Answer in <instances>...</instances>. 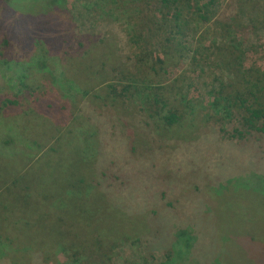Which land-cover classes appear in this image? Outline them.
Instances as JSON below:
<instances>
[{
	"label": "trees",
	"instance_id": "16d2710c",
	"mask_svg": "<svg viewBox=\"0 0 264 264\" xmlns=\"http://www.w3.org/2000/svg\"><path fill=\"white\" fill-rule=\"evenodd\" d=\"M153 1L159 4V0ZM0 2L5 8L11 7L15 15L8 25L5 22L11 16L0 25L5 42L0 53L3 61L11 64L15 59L14 63L20 65L22 61L15 58V51L21 47L24 53L32 52L23 65L44 72L58 71L65 84L74 87L61 66H52L68 64L77 70L86 62L84 57L91 54V44L97 47L102 39L96 42L93 36L75 31V20L65 0H31L34 6L29 17L17 12L23 0ZM161 2L169 12L165 13V26L171 30L165 39L168 45H162L164 61H155L153 54L141 47V40L147 41V37L140 32L134 36L130 51L114 44L113 55L106 53L112 61L99 63L92 59L98 66H84L81 74L93 75L94 80L81 91L75 87L83 95V102L68 100L66 93L59 100L62 104L56 98L40 100L23 111L30 118L40 119L46 129L56 126L52 122L55 119L66 124L64 130L57 129L58 141L70 138L90 143L95 139L97 152L94 164L71 184L70 192L79 191L78 221L65 220L60 215L63 210L55 205L49 207L53 213H42L32 206L19 229L9 235L4 230L7 216L0 211V264H49V259L62 249H68L71 256L65 264H82L87 257L97 258L94 260L98 264H110V248L123 240L140 249L143 264H151L156 254L165 257L158 264H204L202 238L210 237L204 228L213 229L210 209L218 204V196L238 190L236 186L242 183L245 185L239 189L261 192L264 197V70L244 68L235 46H227L225 58L229 59L224 60V73L232 78L229 82L213 81L210 110L200 111L203 106L187 95L191 90L187 80L204 62L200 52L204 41L198 38V28L204 19L213 17L208 8L204 11L201 0ZM194 4L199 8L192 11ZM37 7L39 11H35ZM229 9L225 4L224 10ZM169 41L186 50L181 59L188 58L187 63H175ZM225 41L221 36L218 44ZM126 102L139 112L134 116L123 114L119 107ZM19 104V100L0 92V116L11 110L14 117L24 119ZM185 123L201 126L204 131L194 139L176 137L178 132L168 137L169 130ZM26 134L28 142L21 144L42 150L44 132ZM18 137L24 140L20 134ZM5 144L8 141L2 143L3 148ZM51 147L44 143L46 152L55 150ZM248 168L258 175L257 187L244 182L241 173ZM195 171L190 182L188 178ZM70 196L77 198L76 193L62 192L61 202ZM260 204L264 210V202ZM58 209L60 212H55ZM64 221L73 228L63 229ZM11 246L20 255L8 252ZM125 264L138 263L126 259Z\"/></svg>",
	"mask_w": 264,
	"mask_h": 264
},
{
	"label": "rangeland",
	"instance_id": "374dc122",
	"mask_svg": "<svg viewBox=\"0 0 264 264\" xmlns=\"http://www.w3.org/2000/svg\"><path fill=\"white\" fill-rule=\"evenodd\" d=\"M65 3L75 20V31L79 34L90 35L88 37L93 36L96 42L102 39V43L97 47L91 44V54L89 53L87 58L84 57L86 62L77 70L68 64L52 66L53 69L61 66L65 70L67 78L74 81V87L66 85L58 75V71L44 72L36 70L30 65H23L28 60L27 55L32 52L24 53L21 51V47H19L20 51L18 48L15 51V58L22 61L20 65L14 63L15 59H12L14 62L9 64L3 61L4 57H0V92L11 100L20 101L17 108L22 112L21 115H24L23 111L27 110L35 101H49L56 98L58 103L62 104V101L59 102V100H63L66 93L69 94L66 97L68 100L83 102V95L75 87L81 91V87H89L94 80L93 75L81 74L85 70L84 66L88 63L91 64L92 59L99 63L112 61L113 58L106 53L111 52L110 54L113 55L114 44H118L126 52L130 51V47H133L134 36L141 35L140 32L145 33L147 37V41L141 40V47L149 50L155 61L166 59L162 52V45H168L165 39L171 30L170 27L165 26L167 23L165 22V13L169 14V12L168 9L161 6V0H159V4L153 0H65ZM193 3L195 2L193 1ZM201 3L204 4V11L208 8L213 18L209 21L204 19V24H200L198 28V38L204 41L200 44L201 57L204 62L198 66V70L190 73L187 83L191 90L187 95L202 105L200 111L206 113L210 110V103L213 101L211 94L214 86L213 81L226 80L229 82L232 78L226 77L224 73V60L229 59L225 58V52L228 51L227 46H235L236 56L241 55L240 59L243 60L244 68L264 70V0H218V2L201 0ZM225 4L229 5V10H224ZM33 6L31 0H23L17 12L29 17L32 15ZM10 8H5L0 2V25L9 16L11 17L5 22V25L15 18L14 13L10 12ZM198 8L199 5L194 4L190 9L195 11ZM39 10V7L35 9V11ZM184 11L190 15L189 8L185 7ZM228 21L235 24L234 27H230L231 24ZM2 32L3 29L0 28V53L4 51L5 47ZM221 36L227 40L225 44H218ZM169 43L172 46L171 52L174 55L175 63H187L188 58H185L184 61L183 58L181 59L182 51L186 50L182 46H175L170 41ZM209 55H211V59ZM177 59L179 60L177 61ZM223 73L224 77L221 78ZM96 102L103 103L98 99ZM119 108L123 114L128 116H134L139 112L137 107L130 106L127 102L121 103ZM24 116L25 118L20 120L13 116L11 110H5L0 116V211L7 216V226L4 227V230L9 235L19 229L20 223L22 224L24 221L23 216L26 217L32 206L38 207L42 213L48 211L53 213L54 211L49 207L55 205L63 210L60 215L65 220L73 218L78 221L80 219L78 212L79 191L70 192L71 184L80 172H84L85 168L94 164V154L97 152L94 148L95 139L90 143L70 138L68 141L64 138L58 141L60 131L57 129L64 130L66 124L59 123L57 119L52 121L56 126L53 125L46 129L40 119L30 118L27 113ZM42 116L46 118L44 113ZM33 126H35V130L44 132L42 140L45 141L43 142L47 144V147L52 146L55 150L46 152L43 142L42 150L38 147L21 144L28 142L29 136L26 133L34 132ZM201 131H204L201 126L185 123L182 126H175L167 134L172 138L175 135L174 132H178L179 136L176 137L185 135L189 139H194ZM19 134L24 140H19ZM10 138L12 140H9ZM7 141L9 144H5L6 146L3 148L2 143H7ZM196 171L191 178H188L190 182L194 179ZM241 174L244 182L258 186V175L253 168H248ZM241 185L244 187L245 184L241 183ZM236 187L238 190L232 189L218 196V198L221 197L218 204L211 206L213 229L208 231L204 228V232L210 233V237L202 238L204 264H210L205 257L209 258L212 264H264V210L260 204L264 202V197L261 192L254 193L249 189L248 191L244 188L239 189L241 187L238 185ZM62 192L76 193L77 198L70 196L61 202ZM190 193L191 191L188 194ZM39 196L44 201L39 199ZM55 212H60V209ZM52 216L54 217L55 214ZM47 220L53 222L51 217H48ZM63 223L66 224L62 225L63 229L73 228V224H70L69 221ZM205 239L210 240L204 242ZM16 243L18 244V241ZM110 249L113 250L112 253L103 252H107L111 256L110 264H125L126 259L143 264L142 252L130 241L123 240ZM7 251L12 255L19 252L13 249V246ZM94 259L97 258H84L82 264H98ZM70 260L69 250L62 249L49 259V264H65ZM164 260L165 257L156 254L151 264L162 263Z\"/></svg>",
	"mask_w": 264,
	"mask_h": 264
}]
</instances>
